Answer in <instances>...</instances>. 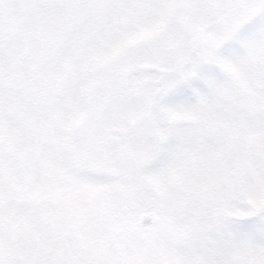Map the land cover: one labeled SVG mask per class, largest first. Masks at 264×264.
I'll list each match as a JSON object with an SVG mask.
<instances>
[{
    "label": "rangeland",
    "instance_id": "obj_1",
    "mask_svg": "<svg viewBox=\"0 0 264 264\" xmlns=\"http://www.w3.org/2000/svg\"><path fill=\"white\" fill-rule=\"evenodd\" d=\"M0 264H264V0H0Z\"/></svg>",
    "mask_w": 264,
    "mask_h": 264
},
{
    "label": "water",
    "instance_id": "obj_2",
    "mask_svg": "<svg viewBox=\"0 0 264 264\" xmlns=\"http://www.w3.org/2000/svg\"><path fill=\"white\" fill-rule=\"evenodd\" d=\"M123 209V208H122ZM156 214L151 211L147 213H142L137 217V222L139 225H146L148 223H152L156 221Z\"/></svg>",
    "mask_w": 264,
    "mask_h": 264
}]
</instances>
